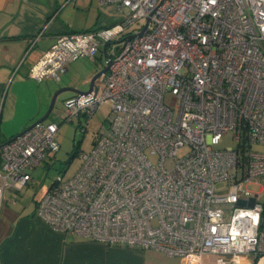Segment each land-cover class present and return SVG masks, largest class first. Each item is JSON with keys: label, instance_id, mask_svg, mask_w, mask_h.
Returning a JSON list of instances; mask_svg holds the SVG:
<instances>
[{"label": "built area", "instance_id": "2783aa9c", "mask_svg": "<svg viewBox=\"0 0 264 264\" xmlns=\"http://www.w3.org/2000/svg\"><path fill=\"white\" fill-rule=\"evenodd\" d=\"M99 2L115 7L117 22L59 34L28 72L58 81L75 59L100 53L97 72L108 66L64 108L65 121L89 122L107 102L108 124L36 215L66 234L183 264L206 255H216L209 264H264V198L250 189L264 193V0ZM58 129L43 121L0 141V192L33 183L31 171L59 150ZM227 136L233 145L221 147ZM225 180L228 191L216 192Z\"/></svg>", "mask_w": 264, "mask_h": 264}, {"label": "crops", "instance_id": "0c3cea01", "mask_svg": "<svg viewBox=\"0 0 264 264\" xmlns=\"http://www.w3.org/2000/svg\"><path fill=\"white\" fill-rule=\"evenodd\" d=\"M119 18L114 6L99 0H0V141L37 120L47 105V84L28 72L56 37L110 26ZM31 185L0 192V264H183L160 250L108 246L53 229L36 215L39 199L24 194Z\"/></svg>", "mask_w": 264, "mask_h": 264}, {"label": "rangeland", "instance_id": "374dc122", "mask_svg": "<svg viewBox=\"0 0 264 264\" xmlns=\"http://www.w3.org/2000/svg\"><path fill=\"white\" fill-rule=\"evenodd\" d=\"M120 47L121 43H114L109 46V48H114L116 51H118ZM100 64L104 65L102 53L99 54L95 62L88 58L81 59L79 62L77 61L68 71L66 70L60 75L58 81L54 79H45L43 84H47L50 93L46 100L47 105L49 104L52 94L60 87L67 86L74 89L86 90L89 83H84L83 80L92 72H97ZM74 96H76V94L71 90L59 93L51 113L45 119V122H55L59 125L57 135L59 150L54 154L48 155L41 164L31 171L33 183L29 186V190L24 192L27 198L31 199V196H33L35 199H40L44 195L46 189L58 176H63L64 178L71 177L80 167V155L90 151L95 144L97 131L101 126H107L108 124L107 117L110 113V105L107 102L100 104L89 122L85 116H81L80 119L75 118L71 122L65 121V101ZM165 101L169 102L168 96ZM43 113L44 112H41L40 116ZM219 145L221 147L233 145V141L227 136L221 140ZM186 151V148L179 149L178 156H182ZM152 159L154 164H157V156H152ZM228 189L229 183L227 180L217 183L216 192L224 193L228 191ZM250 189L253 192L252 196L257 200H262V198H264V193L258 192L259 184L250 185ZM215 257L216 255H206L203 258V264H209Z\"/></svg>", "mask_w": 264, "mask_h": 264}, {"label": "water", "instance_id": "95a60500", "mask_svg": "<svg viewBox=\"0 0 264 264\" xmlns=\"http://www.w3.org/2000/svg\"><path fill=\"white\" fill-rule=\"evenodd\" d=\"M145 29V26L143 27V29L137 34L138 36H140L142 34V32L144 31ZM130 38L133 37V35H130L129 36ZM108 66H105L104 68H102L101 71L99 72H96L92 78L90 79L89 81V85H88V88L86 90H79V89H74V88H71V87H67V86H64V87H60L58 90H56L51 98H50V101H49V104L47 106H45L43 108V114L37 119L35 120L34 122H32L30 125H28L26 128H24L23 130H21L19 133H17L16 135L12 136L8 141H11L13 140L14 138H16L18 135H20L21 133H23L24 131L30 129L31 127H33L36 123H41L43 121H45V119L49 116V114L51 113L53 107H54V104H55V100L58 96L59 93L63 92V91H67V90H71L73 91L76 95H79V94H83V93H88L89 91L92 90L93 88V84H94V81L101 75V73L105 72L107 70ZM96 91V89H95Z\"/></svg>", "mask_w": 264, "mask_h": 264}, {"label": "flooded vegetation", "instance_id": "af4514ba", "mask_svg": "<svg viewBox=\"0 0 264 264\" xmlns=\"http://www.w3.org/2000/svg\"><path fill=\"white\" fill-rule=\"evenodd\" d=\"M38 36V35H37Z\"/></svg>", "mask_w": 264, "mask_h": 264}]
</instances>
